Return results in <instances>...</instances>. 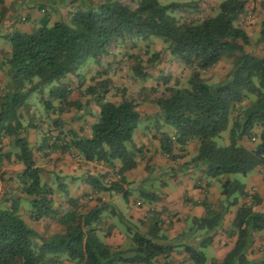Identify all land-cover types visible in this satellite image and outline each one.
I'll use <instances>...</instances> for the list:
<instances>
[{"label":"trees","instance_id":"trees-1","mask_svg":"<svg viewBox=\"0 0 264 264\" xmlns=\"http://www.w3.org/2000/svg\"><path fill=\"white\" fill-rule=\"evenodd\" d=\"M131 2L135 7L105 0L97 6L70 12L68 21L51 23L50 17L44 15L29 32L3 35L9 51L3 54L0 68L8 71L10 87L0 95V152L4 139L9 140L14 151L0 153V165L12 159L22 165L16 180L19 191L28 200L30 220H53L63 231L49 236L39 234L19 214L21 199L17 197L8 207L0 206V264H63V260L76 264H152L158 257H168L174 252L175 246L160 234L158 220L146 234L133 232L129 248L113 250L98 235L106 210L104 204L82 213L79 199L69 198L68 210L61 213L54 206L53 188L42 180L43 169L36 156L75 151L85 162L102 164L118 177L108 184L101 183L98 176L87 177V184L94 192L118 193L128 200L129 192L122 184L127 183L125 174L137 167L136 158L141 152L133 143L140 114L132 99L123 98L119 102L107 99L111 79L100 80L83 93L91 98L85 105L94 102L99 111L97 119L88 125L89 137L74 130L67 131L69 139L63 137L62 131L54 138L41 134L34 152L26 136L22 110L27 108L29 100L39 95L45 110L53 113L80 109L82 103L70 100L72 90L64 81L73 76L80 82L81 71L90 63L98 65L114 39L124 36L142 41L152 37L161 39L172 57L193 70L185 87L168 88V96L155 102L162 118L161 126L172 132V135L160 134L164 155L170 157L175 145L184 152L194 141L197 150L188 164L202 167L207 178L229 174L245 177L257 168L264 171V56L249 52L248 34L237 25L246 11L247 0H222L214 15L183 23L173 15L179 7L175 1L165 5L158 0ZM6 10L3 6L1 15ZM259 40L264 41V21ZM158 58V53L152 55V59ZM225 59L232 61V68L224 81L209 84L201 77V72ZM138 66L134 72L144 77ZM246 101L248 104L243 106ZM234 113L236 116L231 121ZM88 115L93 117L90 111ZM57 123L60 125L61 121H54ZM230 124L229 144L218 147L214 139ZM255 129H258V143L249 150L239 140L251 137ZM51 175L57 183L55 189L67 195V185L61 177L54 172ZM221 189L226 198L247 196L245 186L235 180L223 182ZM141 198L147 203L158 200L153 193H144ZM251 198L252 203L242 205L232 222L234 247L222 262L212 264H264V260L251 262L246 256L252 234L264 231V212L253 211L259 200L256 195ZM204 207L205 217L192 219L196 228L212 233L200 241L201 249L212 243L227 210L216 212L207 204ZM182 248L192 264H206V256L198 247L185 244Z\"/></svg>","mask_w":264,"mask_h":264},{"label":"rangeland","instance_id":"rangeland-1","mask_svg":"<svg viewBox=\"0 0 264 264\" xmlns=\"http://www.w3.org/2000/svg\"><path fill=\"white\" fill-rule=\"evenodd\" d=\"M105 0H68L65 4L56 3L51 6L47 3L45 5L39 4L37 0H5L6 4H0V11L4 6L7 10L1 15L0 12V61L3 60V54L7 53L5 50L9 43L4 39V34L12 33L14 31L29 32L31 31L32 25H36V22L44 16L47 15L51 18V22L57 20L68 21V17L65 15V10L75 11L77 9H85L87 7L97 6L99 3ZM120 3L128 4L131 7H135V3L131 0H116ZM162 5L168 4L170 1H175L178 3V9L173 13L174 17L181 23L183 22H198L204 18L210 17L215 14V10L222 0H158ZM69 8H65L68 7ZM39 10L34 14L35 10ZM64 9V12L62 11ZM264 21V0H247L246 11L237 21V25L242 27L250 39L249 52L255 55L264 56V41L259 40L260 37V27L261 23ZM34 23V24H33ZM159 54L158 59H152L153 54ZM138 66L141 71V75H137L134 72V67ZM232 68V61L225 59L215 65L214 67L208 69L207 71L201 72V77L207 81L209 84H217L226 78L227 74ZM192 69L185 65L180 60L172 57L167 50V44H165L161 39L150 38L148 41H142L137 38L124 36L122 38L114 39L108 46L106 53L102 55L99 59V64L90 63L81 71V81L73 76H68L64 83L69 85L72 90L71 99L76 101H81L82 106L80 109L69 108L64 110L62 113H53L47 111L44 108L41 97L39 95L33 96L28 103L26 109L22 110L24 115L23 122L27 128L26 136L33 147L34 152L37 150V146L41 142V134H46L52 138L57 137L59 131H62L64 138L69 139L67 131L75 122V119L79 120V125L83 127L88 126L91 122L89 115H86V111H90V105L96 106L95 103L86 104L88 101L87 96L83 93L89 87H94L96 83L103 79H111L112 85L110 91L107 95V99L113 102H119L123 98L132 99L137 103V111L141 115H148L149 122L139 121L138 128L143 131L144 125L148 126L146 130L153 131L154 137L157 135L160 138L162 132L172 135L170 129L165 126H161V115L156 106L155 102L162 98L168 96V88H181L186 86L187 80L192 74ZM9 73L6 69L0 68V95H4L9 89ZM47 92H45L46 94ZM43 98H47L44 95ZM254 100V97H251ZM90 101V100H89ZM249 101H246L243 106H246ZM81 110V112H79ZM81 115V116H80ZM236 114H232L231 121L235 118ZM63 117V118H61ZM85 117V119H84ZM59 120L61 124H54V121ZM31 126H28L30 125ZM35 128V129H34ZM231 124L228 129L221 133L220 136L214 139L215 144L218 147H224L229 144V132ZM258 129H255L251 137L244 138L243 142L247 145H256ZM136 131L134 132V135ZM155 139V138H154ZM160 140V139H159ZM188 149L193 151L195 149V144H190ZM2 154H6L14 151L9 140L4 139L1 146ZM185 152V151H184ZM43 153V152H42ZM41 153V154H42ZM194 153L187 155L188 161L182 162L183 164L180 171H173L166 173L165 176L158 177L155 179L154 183L150 188H153L160 192L161 180L166 178V181L170 182L171 179L179 177L180 175L188 174L189 170H194L196 173L199 172V166H193L188 168L189 161L194 156ZM185 153L179 151V148H175L170 157L166 155L163 156L166 160L177 163V160L183 157ZM175 157V158H172ZM38 165L42 167V180L47 185L49 184L54 191V196L61 195L62 192L57 193L58 190L55 189L57 183L51 173H57V170L65 169L70 170L72 166L79 165L85 166L81 167L82 176H98L100 182L103 184H108L109 182L118 180V177L114 175L113 171L103 166L102 169L98 170L94 166H89L81 162L77 155L69 154V158L65 159V156L60 153H55L53 158L36 156ZM55 160L53 164L51 162ZM62 168H61V165ZM180 164V165H181ZM88 166V167H87ZM91 167V168H90ZM151 167V166H150ZM187 167V168H186ZM172 168V167H171ZM23 169L22 165L16 164L14 159L4 160L2 165H0V206L8 207L10 203L20 197L21 207L19 214L25 220V222L34 228L39 234L48 236L49 232H54L55 229H59L58 225L53 220H41L39 222H33L29 218V203L27 198L21 194L18 188V183L16 180V175ZM175 172V173H174ZM90 173H93L91 175ZM153 175V174H151ZM154 176V175H153ZM157 177V176H155ZM205 179L207 178L204 175ZM66 179L65 181H67ZM216 188V190L221 193V185L225 181H238L243 182V176L240 174H229L223 175L211 179ZM54 181V182H53ZM128 186L127 184H124ZM79 189V188H78ZM85 193V192H84ZM106 193V192H104ZM87 197L97 195H102V193L94 192V194L87 193L84 194ZM225 201L232 200L233 196L226 198L221 194ZM63 197H60L62 199ZM93 199V198H92ZM124 203V200H120ZM63 200L55 201L56 209L64 213L69 207L64 206ZM231 202V201H230ZM193 219V218H192ZM192 219L187 223V229L185 234L182 236L187 240H193L191 246L198 247L202 252L208 254V248L201 249L199 245L194 242V240H202L209 237L212 233L207 232L204 229H198L192 224ZM59 231V230H57ZM57 233V232H55ZM100 239L102 240L101 236ZM170 244L169 241H167Z\"/></svg>","mask_w":264,"mask_h":264},{"label":"crops","instance_id":"crops-1","mask_svg":"<svg viewBox=\"0 0 264 264\" xmlns=\"http://www.w3.org/2000/svg\"><path fill=\"white\" fill-rule=\"evenodd\" d=\"M67 1L68 0H37L39 4L45 5L46 3H49L48 5L50 6L53 3H61L66 6ZM4 4H6L5 0ZM65 8H69V5ZM62 11L64 12V9ZM37 12L40 11L36 9L34 14ZM70 12L71 11H69V9L65 10L64 13L66 17L69 16ZM36 25H32V28H35ZM8 51L9 47L7 46L5 52ZM70 100L76 101L71 99V97ZM89 108L91 109L90 112L93 115V118H91V122L89 123L90 125L97 119L99 111L97 106L94 107L93 105H90ZM79 112H81V110H79ZM85 114L88 115V111H86ZM139 114V121L149 122V118L146 113L145 115H141L139 112ZM74 121L77 122L69 127V130H74L81 136L89 137V126L85 125L83 127L81 125L82 123L79 125L78 119H75ZM147 126L148 124L144 125L143 131H141L140 128H137L136 134L133 135V143L136 148L140 149L141 152L136 158L137 167L125 174L127 181L126 184L128 186L122 184L124 189L129 192L127 201L123 199L121 194L111 192H102V195H97L96 197L89 196L86 198L84 194H94V191L87 184V177L82 176L81 167L84 168L85 166L75 165L68 171L65 169H62V172L61 169L57 170L59 173L58 175L61 177V181L67 185L68 193L65 195L64 193L61 194V191H58L57 193H60L61 195H53L54 206H56L55 201L57 198L59 202L60 200H63V204L66 207H68L67 200L69 198L79 199L80 211L82 213H87L93 207L99 204H104L106 206V210L102 214V223L100 225L98 235L99 237L101 236L102 241L105 244L116 251L129 248L133 232L146 234L155 220H158L160 223V234L164 235L170 244L175 246V249L170 256L158 257L152 264H192L188 259V256L183 252L182 248L185 244L191 245V243H193V240H186L182 236L186 232L187 223H189L192 218L201 219L205 217L206 211L204 204H207L216 212L225 208L227 210L223 215L222 222L220 223L218 230L213 235L212 243L208 246V254L204 253L207 259L206 264L222 262L227 254L232 250L236 242V236L231 235V225L236 217L238 209L242 205H250L252 203L251 197L256 195L259 203L253 206V211L264 212V171L261 168H257L247 176L243 177V182L240 183L245 186L247 196L233 195L232 200L230 199L231 202L229 200L224 202L221 193H219L213 183H211L212 180L205 179L202 167L199 168L198 173H196L197 170H189V173L185 174V176L179 174V177L177 176L176 178L171 179L170 182L166 181V178H164L161 180V188L160 192H158L157 190L150 188L155 179L165 176V174L169 172L180 171L182 167H185L182 166L183 164L181 163L188 161L187 155L194 152L196 153L197 145L194 141H192L190 144H195V149L193 148V151H190L188 149L189 147H186L185 152H182L185 153V155H182L183 157L181 160L178 159L177 163L171 162L163 158L164 154L160 149V138L158 135L157 138L154 137V135H152L154 134L153 131L146 130L145 128ZM81 129H83L82 132H80ZM243 140L244 138L239 140L241 145L249 150L254 149L255 145H247V143L243 142ZM256 142L258 143V138ZM174 147L178 148L177 145ZM69 154L70 153L63 154L65 159L69 158ZM71 154L77 155L79 159H81L80 161L84 162V164H88L91 167L94 166L98 170L103 168L102 164L85 162L75 151ZM54 155L55 153H52L48 156V158H53ZM54 162L55 160H53L51 164ZM116 165L119 166V163H116ZM186 166L193 169L191 168L193 165ZM90 174L93 175V173ZM66 179L68 180L65 181ZM144 193H153L157 195L158 200L156 202L147 203L141 198V195ZM60 197L63 198L60 199ZM121 198L124 200V203L120 201ZM108 229H111L110 235L105 237L104 234L108 231ZM57 230L55 229L54 232L50 231L48 236L54 234L55 232H62L63 228L60 226ZM200 241L201 240L199 239L194 240L196 245L199 244ZM246 256L251 262L264 260V231L252 234L251 245L247 250ZM63 264L76 263L63 260Z\"/></svg>","mask_w":264,"mask_h":264}]
</instances>
